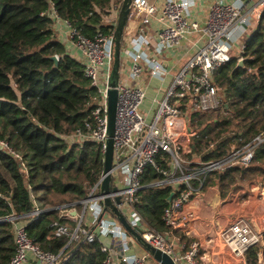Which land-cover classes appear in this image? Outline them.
Masks as SVG:
<instances>
[{"label": "built area", "instance_id": "obj_1", "mask_svg": "<svg viewBox=\"0 0 264 264\" xmlns=\"http://www.w3.org/2000/svg\"><path fill=\"white\" fill-rule=\"evenodd\" d=\"M45 1L50 6L48 16L53 30L58 31L63 26L67 28L65 45L81 53L84 78L97 96L91 120L85 123L84 129H77L64 140L68 145L76 146H82L85 141L94 142L103 154L106 91L113 61L112 36L97 33L93 38H88L79 34L67 21L59 18L51 0ZM200 1L159 0L152 4L148 0H131L129 16L137 14L140 25L130 48L120 52L124 60H120L116 86L118 98L109 172L110 192L107 195L99 193L101 176L80 202V213L68 210L66 214L60 215L66 218L75 213L73 229L57 221L50 224L55 237L68 238L65 250L82 243L88 246L99 243L96 231L101 225L102 216L109 213L101 214L103 200L108 197L130 227L138 229L147 244L170 256L175 264H248L245 256L253 248L257 256L255 264H264V225L258 218L246 213L253 210L260 215L261 207L251 206L257 197L255 192L243 189L242 183L236 182L239 185L232 189L233 184L221 197L216 182H209V176L214 172L224 173L235 167L249 166L254 150L263 142L264 136L260 134L241 146L236 140L228 145L226 156L220 160L216 156L222 138L210 141L204 151L210 159L205 162L201 156L194 154L192 145L193 138L204 136L214 119H207L200 124L198 121L205 115L217 112L222 105L215 74L232 59L236 62L244 60V43L237 41L236 37L241 29L250 30L253 27L252 18L264 8V0H238L239 4L218 0L210 6L202 26L192 16ZM118 12V7L111 10L110 23L116 24ZM183 41L192 43L193 53L174 74L164 97L157 103L152 119L146 121L140 110L145 98L140 86L142 77L146 73L150 77L162 79L167 69L157 58L176 51ZM150 49L156 56L154 60L148 58L147 50ZM192 115L197 117L191 121ZM240 132L241 128L232 135ZM0 148L14 155L5 143L0 142ZM149 168L163 178L150 186H167L169 196H172L162 216V221L170 229L164 235L146 228L133 210L138 192L145 188L142 178ZM210 185L214 194L216 189L218 192L215 205L210 206L212 209L208 208L212 213L210 225L214 229L213 239L207 241L211 245L204 249L199 240L191 238L178 256L174 253L173 245L176 239L171 235L186 231L190 213H183L184 208ZM116 198H119V204L115 202ZM223 201L227 202V208L222 204ZM238 206L249 207L245 212L234 211ZM42 212L35 208L28 217L34 220ZM14 241L15 253L8 264H65L70 255L65 250L57 255L41 251L28 237L23 226L14 227ZM101 251L106 254L103 264H118L108 248L101 246ZM206 256H212L213 261H209L210 258ZM118 258L122 264H148V253L129 259Z\"/></svg>", "mask_w": 264, "mask_h": 264}, {"label": "trees", "instance_id": "obj_2", "mask_svg": "<svg viewBox=\"0 0 264 264\" xmlns=\"http://www.w3.org/2000/svg\"><path fill=\"white\" fill-rule=\"evenodd\" d=\"M51 1L59 18L79 34L114 38L115 24L109 16L123 0ZM49 7L45 0H0V142L18 156L0 148V264H8L15 253V226H23L41 251L63 252L68 238L55 237L50 224L57 221L73 229L76 217L63 218L60 213H80V202L103 173L98 144L85 141L76 146L64 140L91 120L97 96L84 78L82 63L57 39ZM258 19L244 42L243 67L237 68L232 59L215 74L221 108L208 116L214 121L205 135L192 140L194 154L204 162L210 159L204 154L210 141L222 138L216 156L220 160L236 140L241 146L264 136V11ZM52 56L58 57L56 66ZM196 117L192 115L191 121ZM239 128L241 132L232 135ZM255 176L264 177V140L249 166L214 172L209 182H216L223 197L236 182ZM162 179L155 170L146 171L145 188L138 192L133 210L146 228L164 235L170 230L162 221L169 188L150 186ZM35 208L43 212L30 220ZM105 256L99 243H82L74 246L65 264H103ZM245 259L255 264L256 249H250Z\"/></svg>", "mask_w": 264, "mask_h": 264}, {"label": "crops", "instance_id": "obj_3", "mask_svg": "<svg viewBox=\"0 0 264 264\" xmlns=\"http://www.w3.org/2000/svg\"><path fill=\"white\" fill-rule=\"evenodd\" d=\"M159 0H148L149 3H156ZM218 0H201L198 2V6L192 12V16L194 20H197L200 25L202 26L208 16L210 6ZM228 3L239 4L238 0H223ZM120 11V9H119ZM264 11V8L261 12ZM119 15V12H118ZM259 18V17H258ZM118 20V18H117ZM117 24V22H116ZM115 24V27H116ZM140 25V18L136 14V16L130 17L128 15L127 22L123 29L122 35V46L121 51L125 50L126 48H130L131 43L135 41V38L138 35V26ZM253 30V29H252ZM251 30V32H252ZM250 30L241 29L237 34V41L245 42L251 32ZM67 32V28L64 26L61 27L60 30L55 31L54 33L57 39L65 46L66 52L73 57L74 59L81 61V53L79 50L73 48L70 45H65V34ZM192 43L183 41L180 47L176 51H171L159 56L157 59L165 66L167 69V73L162 79L153 78L148 76V74H144L142 80L140 82V86L143 88L145 93V98L140 106V110L145 117L146 121H150L153 117L154 111L156 110L157 103L162 100L164 97L165 90L172 80L174 74L183 66V64L190 58L191 54L193 53L192 50ZM122 55V53H121ZM147 55L149 59H156L153 50H147ZM121 60H124L123 56H120ZM150 117L149 120H147ZM201 117V119H203ZM204 122V121H202ZM201 122V123H202ZM243 185V184H242ZM208 188H204L202 192L195 197V199L187 204L184 208L185 214L190 213V218L186 222V231L184 232H175L173 235L174 240V253L176 255L182 254L188 241L191 238H196L202 244V247L206 249L209 248L208 240L213 239L214 237V229L210 225L212 213L208 208L210 206L215 205V198H214V191L211 190L212 185L207 186ZM254 192V191H252ZM217 198V197H216ZM255 203V202H254ZM263 202L256 205L262 206ZM261 212L259 215L258 211H251L249 210L246 212L248 215L258 218V221L264 225V207L260 208ZM66 211H62L60 215L66 214ZM263 211V212H262ZM73 217L74 213H72ZM101 225L97 229V235L99 237V244L102 247L108 248L110 250L111 256H114L116 262L118 264H122L121 259L118 257H125L127 259L133 256H145L147 253L145 250L135 241L131 236L127 234L124 228L118 223V221L110 214L106 213L102 216ZM19 225V224H18ZM86 225H89L88 223ZM74 247L68 249L66 252L72 253ZM65 252V253H66ZM207 258L209 256H206ZM209 261H213V257H209ZM148 264H158L153 258L148 254ZM226 263V262H224ZM27 264H34V263H27Z\"/></svg>", "mask_w": 264, "mask_h": 264}, {"label": "water", "instance_id": "obj_4", "mask_svg": "<svg viewBox=\"0 0 264 264\" xmlns=\"http://www.w3.org/2000/svg\"><path fill=\"white\" fill-rule=\"evenodd\" d=\"M131 0H123V4L120 8L117 24L115 27V36L112 38V66L110 75L108 78L107 91H106V139H105V151L103 153V173L102 179L100 183L99 193L101 195H107L110 192V175L109 172L111 170L112 163V155H113V138L115 132V120H116V109H117V98L118 93L116 90L118 78H119V65H120V41L123 35V29L127 22V17L130 13ZM54 62V65H57L58 59L56 56H52L49 58ZM243 67V60L237 62V68ZM239 184H235L231 188H235ZM112 191H116V189H112ZM171 195L168 198V202L171 200ZM115 202L119 204V198L115 199ZM105 212L111 213L118 223L124 228L133 240H135L144 250L148 253L153 260L158 262L159 264H175L170 256L165 253H162L154 248H152L149 244H147L141 236L134 231L130 227V225L125 220L124 216L116 209L113 205L112 201L105 197L103 200V209L102 215ZM75 215V213H74Z\"/></svg>", "mask_w": 264, "mask_h": 264}, {"label": "rangeland", "instance_id": "obj_5", "mask_svg": "<svg viewBox=\"0 0 264 264\" xmlns=\"http://www.w3.org/2000/svg\"><path fill=\"white\" fill-rule=\"evenodd\" d=\"M262 11V8L259 10V11H257V13L253 16V18H252V28H250V31L249 32H251V30L252 29H254L255 28V26H256V24H257V22H258V17H259V15L262 13L261 12ZM206 116V117H205ZM204 116V118L203 119H210L209 117H212V114H208V115H205ZM209 116V117H208ZM150 117L151 116H149V118L147 119V120H149L150 119ZM208 117V118H207ZM243 189H247V190H251V191H254L255 192V196H257L256 197V200H255V203L253 202L252 204H251V206L252 207H264V195H261V194H259V193H264V177L263 176H255V177H252V179H249V180H247V181H244L243 183ZM216 193H218L217 192V189H216V191H215V194L213 195L214 196V198H215V195H217ZM221 198V197H220ZM221 200H223V198H221ZM261 202H263V204H262V206L261 205H256V204H260ZM222 204L225 206V208H227L228 206H227V202H222ZM232 207V206H231ZM249 206H247V207H244V208H242V207H240V206H238L237 208H235V209H233L234 211L235 210H238V211H240V212H245L246 210H248L247 208H248ZM213 207H211L210 209H212ZM48 209H50V208H48ZM243 209H245V210H243Z\"/></svg>", "mask_w": 264, "mask_h": 264}]
</instances>
